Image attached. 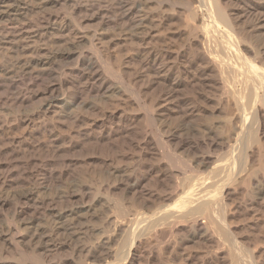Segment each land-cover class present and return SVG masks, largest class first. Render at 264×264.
<instances>
[{"label": "bare ground", "instance_id": "1", "mask_svg": "<svg viewBox=\"0 0 264 264\" xmlns=\"http://www.w3.org/2000/svg\"><path fill=\"white\" fill-rule=\"evenodd\" d=\"M260 9L264 0H0V264H261L264 246L251 250L234 221L264 230ZM185 81L219 93L205 97L220 124L193 141L168 126L172 114L200 112L179 97ZM156 84L164 93L141 103L142 86ZM141 104L137 127L127 108ZM97 112L103 130L141 135L146 171L84 169L94 174L77 181L23 160L36 135L54 145L66 123ZM151 175L168 190H146ZM187 239L207 251L187 252Z\"/></svg>", "mask_w": 264, "mask_h": 264}, {"label": "rangeland", "instance_id": "2", "mask_svg": "<svg viewBox=\"0 0 264 264\" xmlns=\"http://www.w3.org/2000/svg\"><path fill=\"white\" fill-rule=\"evenodd\" d=\"M260 11L264 12L263 9H260ZM87 24H88L87 25L88 27H92V25H93V23L91 24V22H87ZM118 38L120 39V37H116V38L114 37L115 40L117 39V41H121ZM172 38L178 39V37H174V36H172ZM122 44H124V42H120L118 44L117 48L120 45L123 46ZM124 49L125 48H123V47L120 48V50H122V53H126V51H128L131 48L129 47V48L125 49V51H124ZM131 50H129L130 53L134 52L133 49H131ZM129 63L127 62V64L125 63V65H128V66H130V64H131V66L134 65V62H132L133 64L132 63L129 64ZM156 85H154L153 87H151L149 89L150 92L148 89H145V85L142 86L143 91L141 92L140 97H139L141 103L145 104V102H148V99H149V97H151V95L152 96L153 95H157V96L160 95L161 96L164 93V91H165L164 88L162 89L161 86H159V85L156 86ZM151 89H152V91H151ZM210 89H211V87H209V86L207 87L204 85L192 86L187 81H185L183 83V85L179 88V91H178L179 97L181 99H183L185 103L194 104V106H196V108L199 109L200 112L198 111L197 113H193V114L191 113L190 115L186 114V115H184L185 116L184 119L181 117H178V114H172L170 116V118L168 119V126H170L171 130H174V129L178 130L179 129V133L182 135V137H184L185 139H188V140L189 139L194 140L195 138H203V136H204L203 133L205 131V127L208 124L209 125L210 124L215 125L216 123L220 124L221 117L219 120V118L216 117L217 113H214L215 119H212L213 115L211 112H213L212 109L216 108L215 107L217 104L216 100H213L211 98H210L211 99L210 100V99H207L205 97V96L214 97V92L216 91V89L214 90V88H212L213 91H211ZM147 90H148V92H147ZM215 93H216V95L219 94L218 92H215ZM142 95H143V97H142ZM146 98H147V101H146ZM37 104H38V102L31 103L28 107V110L34 109L37 106ZM143 104H141V106ZM130 106H131V108H130ZM130 106L127 108V111H129V112L131 111V113H130L131 115H135V113H136L135 125L137 127H139V126H141V124H143L142 123L143 117H141V116H144L143 106L139 107V108L134 107V111L132 110L133 109L132 105H130ZM136 108H138L139 110ZM128 109H130V110H128ZM133 112H135V113L133 114ZM95 113L92 114L94 118H92V115L88 114L87 117H89L90 119H88L87 121L85 120L84 122H81V123H74L75 125L72 123L73 126H75V127L77 126V129L80 130L79 133L78 132H76V134L72 133L73 135L69 134L70 129L73 126H71L70 123H68V124L66 123L62 127V129H64L66 131V129L68 128L67 132H65L64 130L61 129L62 132H60V134L64 133L65 135L64 134L60 135V138L55 143L56 145L55 144L50 145L49 143H47L43 140H42L43 141L42 142V141H40L41 139L38 140L39 137H38V135H36L37 137L32 139L33 144H36L35 148L28 151L27 156H25L24 157L25 159L23 158V160L25 161L26 159L36 158L37 160L43 161L44 163L49 162L52 164L51 166L53 168L65 169V171L67 172V175H68V176L66 175L67 176L66 178L70 177L71 179L73 178V179H76L77 181H80V178L84 174H87L89 172V170L94 172L95 176L96 175L98 176L100 173L101 174L104 173V175L106 177L110 178L112 168L115 166H119V165H122V166H124V165H129V166L135 165L138 167L140 172L146 171L149 164H147L143 159L139 158L140 149L136 145V143L138 141L142 140L141 135L132 133L129 130L130 127L129 128L126 127L124 129L125 131H128V132H124L122 129H119L117 132H109L108 130H103L100 126V124H101L100 122H102V120H101L102 116H99V113L97 112L98 116L100 117L99 118L98 116H96L97 114L95 115ZM200 113H202V114H200ZM100 115H101V113H100ZM208 115L209 116L211 115L210 116L211 118ZM181 116H182V114H181ZM204 116H205V118H204ZM217 116H219V115H217ZM95 117H97V118H95ZM94 119L98 120V122H99L97 125L94 126V129L96 131L94 130V133L92 135L84 134L85 129L90 126V123L92 124L94 122ZM218 120H219V122H218ZM87 125H89V126H87ZM160 127H162V126H160ZM167 128L168 127H163V129H160L158 127V129H156V131L158 133L157 136L162 137L164 140H166L168 132H166L165 129H167ZM126 129H128V130H126ZM198 129L200 132L198 131ZM202 130H204L203 133H201ZM66 133H68L67 134L68 136L66 135ZM110 133H113L114 135H112ZM80 134H82V135L80 136ZM72 136L74 137V139H72ZM104 136H105V138H104ZM65 137H66V139H65ZM112 137H115V138L112 139ZM77 138L79 139V141L82 139H83V141L79 142ZM110 138L112 140H110ZM71 141H72V144H71ZM39 143H41V144H39ZM73 143H75V145ZM167 146H171V148H174V145H170L169 143H167ZM53 149H54V151H53ZM203 149H204V147H203ZM204 150H207V149L205 148ZM204 150H202V148H201V151H204ZM58 151H59V153H58ZM34 153H36V154H34ZM181 155H183L186 158V156H185L186 153L184 155V152H183ZM0 158H1V161L4 160V156H1ZM58 160H59V162H58ZM60 163H61V165H60ZM28 166H30V165H28ZM64 167H66V168H64ZM84 169H87L88 171L84 170ZM79 170L81 171V173ZM82 170H84L83 175H82ZM92 172H91V174L89 173L90 175L88 174V175L83 176V177H88V176L93 175L94 173L92 174ZM96 172H97V174H96ZM77 176H78V178H77ZM82 179H84V178H82ZM156 182H157V184H156ZM144 187L146 190L147 189H155L157 191H164V190L167 191L168 190V186L166 185V182L162 183V182L157 181V179L155 178L154 175L149 176V178L144 182ZM234 221L236 223H238V225L240 224L239 229H238V236H240L245 242L250 244L251 250H254L258 247L264 246V233H263L264 230H262V228H258V229L254 230L253 228L248 227L246 222L241 220V217H236L234 219ZM260 229H261V231H260ZM189 236H190V234H187V237H189ZM181 237L183 238V236H181ZM255 238H259L260 240L256 243H253V240ZM183 248H185L187 252H193L196 255L197 254L203 255L204 252L207 251V249L205 248V245L203 243L199 242L197 239H187V243H185L183 245ZM208 262H209L208 264L216 263L215 259L211 260L210 257L208 258ZM261 264H264V261H261Z\"/></svg>", "mask_w": 264, "mask_h": 264}]
</instances>
